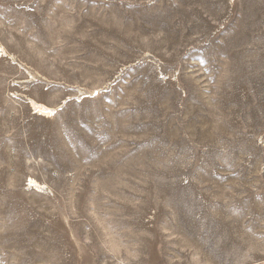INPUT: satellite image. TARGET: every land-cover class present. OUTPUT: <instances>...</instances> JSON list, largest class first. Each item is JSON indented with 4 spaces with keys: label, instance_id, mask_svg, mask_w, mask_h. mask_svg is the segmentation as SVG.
<instances>
[{
    "label": "rangeland",
    "instance_id": "obj_1",
    "mask_svg": "<svg viewBox=\"0 0 264 264\" xmlns=\"http://www.w3.org/2000/svg\"><path fill=\"white\" fill-rule=\"evenodd\" d=\"M0 264H264V0H0Z\"/></svg>",
    "mask_w": 264,
    "mask_h": 264
},
{
    "label": "bare ground",
    "instance_id": "obj_2",
    "mask_svg": "<svg viewBox=\"0 0 264 264\" xmlns=\"http://www.w3.org/2000/svg\"><path fill=\"white\" fill-rule=\"evenodd\" d=\"M38 106H36V108H37ZM39 108V107H38ZM40 111V110H39ZM44 112V111H43ZM45 113V112H44Z\"/></svg>",
    "mask_w": 264,
    "mask_h": 264
}]
</instances>
